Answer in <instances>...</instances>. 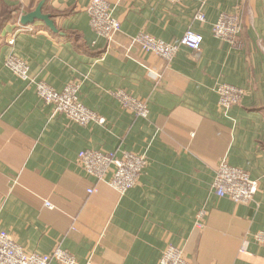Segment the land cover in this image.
<instances>
[{
  "label": "crops",
  "instance_id": "obj_1",
  "mask_svg": "<svg viewBox=\"0 0 264 264\" xmlns=\"http://www.w3.org/2000/svg\"><path fill=\"white\" fill-rule=\"evenodd\" d=\"M40 1L0 0V19L13 21L0 33V229L26 252L60 246L76 264H159L167 245L190 264H264L252 238L264 232V0H106L120 23L110 41L89 26L91 0H47L42 13L56 32L41 21L19 31ZM220 14L239 16L240 48L212 35ZM188 30L202 38L199 51L181 47L168 64L132 43L139 33L169 43ZM9 55L57 92L76 84L105 124L52 115L7 68ZM220 84L242 89L239 105L220 109ZM118 90L146 101L147 118L123 109ZM85 150L144 155L147 165L120 195L78 165ZM222 159L258 182L248 204L213 194Z\"/></svg>",
  "mask_w": 264,
  "mask_h": 264
},
{
  "label": "built area",
  "instance_id": "obj_2",
  "mask_svg": "<svg viewBox=\"0 0 264 264\" xmlns=\"http://www.w3.org/2000/svg\"><path fill=\"white\" fill-rule=\"evenodd\" d=\"M171 3H180L183 0H167ZM89 26L100 37L110 41L120 31V23L113 16V10L106 0H91L88 8ZM196 19L203 22L202 14ZM24 32L31 31L29 26L19 25ZM241 25L239 16L235 14H220L212 26V35L232 48H240ZM14 37L9 39L8 45H13ZM202 38L186 31L182 38L165 43L154 37L139 33L132 38V43L138 45L144 54H153L166 64L170 63L178 50L185 47L197 52L200 49ZM7 68L23 81L31 82L37 97L46 105L51 106L52 115H64L73 123L85 126L89 123L104 125L105 121L94 111L85 107L78 99V86L66 85L61 92H57L43 81L33 80L29 77L28 66L20 58L9 55L6 60ZM154 81L162 77L160 72L148 71ZM215 93L221 110L226 111L240 104L243 91L240 88L220 84ZM115 97L121 107L131 112L136 117L145 119L148 116L146 101L135 98L123 90L115 92ZM77 163L86 173L97 182L106 183L118 194L123 195L134 188L138 179L147 165L144 155L130 152H101L97 150L81 151L77 155ZM258 190V182L249 178V175L235 168L222 159L217 167L212 183V192L217 198H226L236 204H248ZM94 188L87 190L93 194ZM44 207L51 209L49 202H44ZM206 210L198 211L195 220V228L201 230L204 227ZM254 242L264 247V232H256L252 235ZM76 264L73 255L57 246L50 254L29 253L23 250L14 240L13 236L0 229V264ZM159 264H190L182 249L167 245L163 250Z\"/></svg>",
  "mask_w": 264,
  "mask_h": 264
},
{
  "label": "water",
  "instance_id": "obj_3",
  "mask_svg": "<svg viewBox=\"0 0 264 264\" xmlns=\"http://www.w3.org/2000/svg\"><path fill=\"white\" fill-rule=\"evenodd\" d=\"M47 0H41L36 8L34 9V11L25 14L24 16H22L19 20L20 25L21 26H27V25H31L33 24L35 21H41L42 23L45 24L46 27L49 28L50 31H52L53 33L56 32V29L54 27V24L52 22V20L50 19V16L48 15H44L42 13V7L45 4Z\"/></svg>",
  "mask_w": 264,
  "mask_h": 264
},
{
  "label": "trees",
  "instance_id": "obj_4",
  "mask_svg": "<svg viewBox=\"0 0 264 264\" xmlns=\"http://www.w3.org/2000/svg\"><path fill=\"white\" fill-rule=\"evenodd\" d=\"M10 22L13 21L10 18L9 14H4L3 17L0 19V33L5 28V26Z\"/></svg>",
  "mask_w": 264,
  "mask_h": 264
},
{
  "label": "bare ground",
  "instance_id": "obj_5",
  "mask_svg": "<svg viewBox=\"0 0 264 264\" xmlns=\"http://www.w3.org/2000/svg\"><path fill=\"white\" fill-rule=\"evenodd\" d=\"M28 26V25H27Z\"/></svg>",
  "mask_w": 264,
  "mask_h": 264
}]
</instances>
